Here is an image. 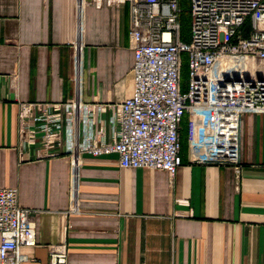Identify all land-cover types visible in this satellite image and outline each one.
<instances>
[{
    "label": "crops",
    "instance_id": "crops-1",
    "mask_svg": "<svg viewBox=\"0 0 264 264\" xmlns=\"http://www.w3.org/2000/svg\"><path fill=\"white\" fill-rule=\"evenodd\" d=\"M129 30L128 4L0 0V188L18 191L36 242L19 248V264H49L60 244L66 264H264V113L241 117L238 164L192 163L186 135L171 179L121 168L113 153L52 155L21 137L23 105L80 99L93 135L110 142L132 88Z\"/></svg>",
    "mask_w": 264,
    "mask_h": 264
},
{
    "label": "built area",
    "instance_id": "built-area-1",
    "mask_svg": "<svg viewBox=\"0 0 264 264\" xmlns=\"http://www.w3.org/2000/svg\"><path fill=\"white\" fill-rule=\"evenodd\" d=\"M77 1L96 8L129 6L132 88L113 110L112 139L99 141L93 135L91 108L80 99L23 105L21 137L40 140L52 155L113 153L121 168L156 169L171 179L182 165L180 130L187 116L192 163L238 164L241 117L264 113V0H189L187 42L181 39L179 0ZM63 114L68 116L64 135L60 126L52 127L62 123ZM78 115L87 126L82 136L77 134ZM35 244L34 225L18 204V191L0 188V264H19V248ZM66 261L64 244L50 247L49 264Z\"/></svg>",
    "mask_w": 264,
    "mask_h": 264
},
{
    "label": "trees",
    "instance_id": "trees-1",
    "mask_svg": "<svg viewBox=\"0 0 264 264\" xmlns=\"http://www.w3.org/2000/svg\"><path fill=\"white\" fill-rule=\"evenodd\" d=\"M179 6L182 9V13L179 16V21H180V25H181V39L185 42L189 41V26H188V22H189V18L187 15V11H185L183 9V7L185 6V0H179ZM184 60H185V56H184ZM185 63V62H184ZM185 67V64H183L182 67V72H183V68ZM182 72H181V76H182ZM186 127H187V116H184L181 122V130H180V142H181V151L184 152L186 150Z\"/></svg>",
    "mask_w": 264,
    "mask_h": 264
},
{
    "label": "rangeland",
    "instance_id": "rangeland-1",
    "mask_svg": "<svg viewBox=\"0 0 264 264\" xmlns=\"http://www.w3.org/2000/svg\"><path fill=\"white\" fill-rule=\"evenodd\" d=\"M189 8H190V2L189 0H185V6L183 7V9L185 11H187V15H188V18H189ZM188 28H189V31H190V19H189V22H188ZM184 64H185V67L183 68V72H182V86L183 88L185 89L186 88V85H187V82H188V67H187V57L185 56V60H184Z\"/></svg>",
    "mask_w": 264,
    "mask_h": 264
}]
</instances>
